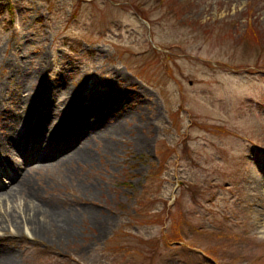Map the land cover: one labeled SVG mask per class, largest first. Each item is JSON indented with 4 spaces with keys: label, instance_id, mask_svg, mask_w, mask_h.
Masks as SVG:
<instances>
[{
    "label": "rangeland",
    "instance_id": "374dc122",
    "mask_svg": "<svg viewBox=\"0 0 264 264\" xmlns=\"http://www.w3.org/2000/svg\"><path fill=\"white\" fill-rule=\"evenodd\" d=\"M96 105L102 120L75 119L67 143L93 135L91 160L39 164L0 204V253L13 264H264V0H0V139L16 129L28 155L54 153L59 139L43 143L35 127ZM27 109L34 124L21 128L12 117ZM32 209L45 212L37 223ZM176 223L184 247L167 243Z\"/></svg>",
    "mask_w": 264,
    "mask_h": 264
},
{
    "label": "bare ground",
    "instance_id": "6f19581e",
    "mask_svg": "<svg viewBox=\"0 0 264 264\" xmlns=\"http://www.w3.org/2000/svg\"><path fill=\"white\" fill-rule=\"evenodd\" d=\"M40 72L41 71L35 72L33 75L30 76V78L33 79V81H37L41 76ZM33 102L35 101L32 100V97L26 98V104H28V106L32 105ZM100 109H101L100 105H96L95 107H91L90 109L89 108L85 109V111L83 110L79 111L80 115L77 113L75 116L71 117V115L69 114L64 119H62L61 122L59 123H57V121L54 122L53 126L49 129L42 128L41 130V127H36L35 133L44 134V135L41 134L43 136L42 137L43 143H45L46 141H51L53 139L55 140L64 139L65 140V138H67L69 134L70 135L73 134V128H72L73 124L72 123L75 119H83L86 114V115H90L91 118L93 117L92 118L93 120L100 122L102 120V117L99 118L98 116ZM9 113L13 114L14 109H11ZM12 119H16L17 125L21 128L26 127L28 124L29 125L31 124L33 126L34 119L31 122L32 115H31V111L28 109L26 113L20 115L19 117H16V115H14ZM103 124L106 125L107 123H103ZM109 124L110 123H108V125H106V127L104 128V130H107L106 132L115 133V134H119L121 132L118 123L111 124V125ZM35 126H37V124ZM14 130L15 132L18 133L17 136L20 137L21 135L20 131L13 129V132ZM11 132L12 131H10V133ZM13 132L11 134L10 133L3 134L2 138L0 139V152H6L8 154L16 153L19 156H23V154L26 152V149L20 147V145H18V143L15 142V138H14L15 134ZM25 133H27V130H24L23 135ZM92 136L93 135H84L81 138L78 137L77 141L74 142L73 145H66V147L58 149L54 153L46 154V153L41 152V156H39L38 162H36L37 163L36 166H38L39 164H43V166L48 167L49 165L52 166L59 162L61 163V162H66V161L71 162L74 160L76 161L91 160L92 156H91L89 149H90V139L92 138ZM36 166L31 167L24 174H22V176L18 178L16 182H14L11 186H8L5 189V191L0 193V204H5L9 202L10 200H14L18 196H20V192H23L25 186H28L30 184L29 176L31 174V169L36 168ZM14 167L16 166L14 165ZM31 211L34 212L32 217H30V221L32 223H37L38 215L39 216L42 215V217H44L43 214L45 212H42V214H40L38 210L32 209ZM55 215L60 221L62 228L66 227V228L71 229V227L75 225L76 219L73 216H70V217L65 216L63 213L58 212V211H55ZM45 222L46 220H43V224H46ZM0 264H13V256H12L11 251L9 252L2 251V253H0Z\"/></svg>",
    "mask_w": 264,
    "mask_h": 264
},
{
    "label": "trees",
    "instance_id": "16d2710c",
    "mask_svg": "<svg viewBox=\"0 0 264 264\" xmlns=\"http://www.w3.org/2000/svg\"><path fill=\"white\" fill-rule=\"evenodd\" d=\"M156 173L153 174V176H155ZM140 205L142 204V202L139 203ZM174 226L176 227H179L180 224L179 223H176ZM177 230V229H176ZM182 236L179 234V231L176 232V234L174 236L171 237V240H174V241H178L179 239H181Z\"/></svg>",
    "mask_w": 264,
    "mask_h": 264
}]
</instances>
